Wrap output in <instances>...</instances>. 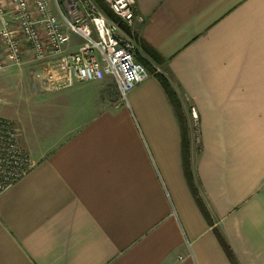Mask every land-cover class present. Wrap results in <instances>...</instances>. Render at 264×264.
<instances>
[{
    "label": "crops",
    "instance_id": "1",
    "mask_svg": "<svg viewBox=\"0 0 264 264\" xmlns=\"http://www.w3.org/2000/svg\"><path fill=\"white\" fill-rule=\"evenodd\" d=\"M134 10L185 137L153 73L126 102L111 76L60 90L25 82L6 118L35 166L0 194V264H264V0Z\"/></svg>",
    "mask_w": 264,
    "mask_h": 264
},
{
    "label": "built area",
    "instance_id": "2",
    "mask_svg": "<svg viewBox=\"0 0 264 264\" xmlns=\"http://www.w3.org/2000/svg\"><path fill=\"white\" fill-rule=\"evenodd\" d=\"M103 2L124 23L135 24V0ZM74 38L80 44L69 51ZM139 52L134 36L87 0H0V71L34 66L40 71L37 85L43 89L60 90L111 76L126 102L135 86L150 77L137 59ZM192 111L197 118L195 108ZM34 166L17 125L0 117V194Z\"/></svg>",
    "mask_w": 264,
    "mask_h": 264
},
{
    "label": "rangeland",
    "instance_id": "3",
    "mask_svg": "<svg viewBox=\"0 0 264 264\" xmlns=\"http://www.w3.org/2000/svg\"><path fill=\"white\" fill-rule=\"evenodd\" d=\"M59 1H60V3H63L64 0H59ZM82 1H85V0H82ZM87 1L93 3L95 6L100 8V10L108 17V19L112 23H114L115 25H118L125 32L132 34L136 40V37H135L136 35L134 33L135 24L133 26L127 25L119 17H117L113 13V11H112V13L114 14L115 18L113 16H111L109 14V12L107 11V10L111 11V9L103 1H98V0H87ZM98 2H100V3L98 4ZM83 7H85V6H83ZM79 44H80V40L77 38H74L72 41V44L68 47V50L69 51H75ZM154 64L156 66L160 65V64H156V63H154ZM155 70L157 73H160L158 71V66H157V68H155ZM39 72L40 71L37 68H35L34 66H31L29 64H27L24 67L14 66V67H10L8 69H5L3 71H0V117H2V116L5 118L6 117H12L16 113L18 103L21 102V100H23L24 94L27 95L26 91H27V89H29L27 86H25V82L31 81V83L33 82L34 84L35 83L37 84V77L36 76ZM150 73H152V72H149V74ZM176 93H177V91H176ZM177 95H178V93H177ZM178 97H179V95H178ZM179 100H180V98H179ZM192 108L193 107L190 108V115H191V118L194 120L195 117L193 115ZM182 113H183V109H182ZM183 116H184V113H183ZM193 126L197 130V123L195 121H193ZM196 137H197V133H196Z\"/></svg>",
    "mask_w": 264,
    "mask_h": 264
},
{
    "label": "trees",
    "instance_id": "4",
    "mask_svg": "<svg viewBox=\"0 0 264 264\" xmlns=\"http://www.w3.org/2000/svg\"><path fill=\"white\" fill-rule=\"evenodd\" d=\"M98 1H103V0H98ZM99 3L100 2H98V4ZM107 11L109 12V14L111 16H113L115 18L112 11H110V10H107ZM135 37H136V40L140 46L142 53L147 54V56L152 60V62H154L156 64H162L163 63L164 59L154 49H152L143 40H140L137 37V35ZM137 59L139 62H141L147 68V70L149 72H152L153 74H155L157 76V78L160 80V82L162 83V85H163V87H164V89H165V91H166V93H167V95H168V97L172 103V106L174 107L176 114L178 115L182 129L184 130V137H185V127H186L185 125H186V123H185V119H184V116L182 113V105L180 103V100H179V97H178L176 91L172 88L168 79L163 74L157 73L154 66L152 65V63L150 61H148L142 54L138 53ZM188 151H189V148H188V146L186 144V140L184 138V168L186 171V175H187L188 181L190 183L191 189L193 191V194H194L196 200L198 201V204L200 205V208H201L204 216L207 219H209V214H208V211L206 209V206L203 203V201L200 199V197L198 196L197 190H196V188L193 184L192 178H191V164H190V156H189ZM219 238H220V241H221L223 247L225 248L228 256L233 260L234 257H233V253H232L230 247L228 246V244L225 242V240L221 236H219Z\"/></svg>",
    "mask_w": 264,
    "mask_h": 264
}]
</instances>
